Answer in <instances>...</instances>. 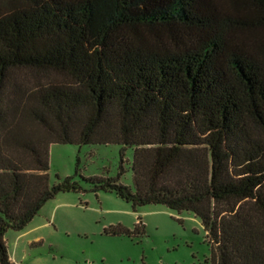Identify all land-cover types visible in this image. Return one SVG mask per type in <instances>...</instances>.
Here are the masks:
<instances>
[{
	"label": "trees",
	"instance_id": "obj_1",
	"mask_svg": "<svg viewBox=\"0 0 264 264\" xmlns=\"http://www.w3.org/2000/svg\"><path fill=\"white\" fill-rule=\"evenodd\" d=\"M14 1L0 16V264H14L10 230L81 191L52 182L55 144L120 145L122 164L133 149L134 190L88 179L96 192L194 214L215 264H264V0Z\"/></svg>",
	"mask_w": 264,
	"mask_h": 264
},
{
	"label": "rangeland",
	"instance_id": "obj_2",
	"mask_svg": "<svg viewBox=\"0 0 264 264\" xmlns=\"http://www.w3.org/2000/svg\"><path fill=\"white\" fill-rule=\"evenodd\" d=\"M14 3L0 0V16ZM17 79L30 86L48 78L21 72ZM121 154L120 145L51 146L52 182L71 177L81 191L57 195L23 231L6 234L14 264H215L213 246L194 214L162 205L134 210L114 193L95 191L88 179L119 178L134 190V151H125L123 164Z\"/></svg>",
	"mask_w": 264,
	"mask_h": 264
},
{
	"label": "crops",
	"instance_id": "obj_3",
	"mask_svg": "<svg viewBox=\"0 0 264 264\" xmlns=\"http://www.w3.org/2000/svg\"><path fill=\"white\" fill-rule=\"evenodd\" d=\"M11 259L14 261V259L12 258V256H11Z\"/></svg>",
	"mask_w": 264,
	"mask_h": 264
}]
</instances>
